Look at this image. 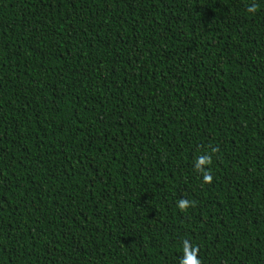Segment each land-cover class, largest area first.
<instances>
[{"label": "trees", "instance_id": "obj_1", "mask_svg": "<svg viewBox=\"0 0 264 264\" xmlns=\"http://www.w3.org/2000/svg\"><path fill=\"white\" fill-rule=\"evenodd\" d=\"M186 241L264 264V0H0V264Z\"/></svg>", "mask_w": 264, "mask_h": 264}, {"label": "clouds", "instance_id": "obj_2", "mask_svg": "<svg viewBox=\"0 0 264 264\" xmlns=\"http://www.w3.org/2000/svg\"><path fill=\"white\" fill-rule=\"evenodd\" d=\"M188 205V201L185 200H181L179 201V207L181 209L186 208ZM188 242H185V251H186V255L184 257V259L182 260V264H200L199 260L196 258L195 256V249H193L190 253L188 252Z\"/></svg>", "mask_w": 264, "mask_h": 264}]
</instances>
